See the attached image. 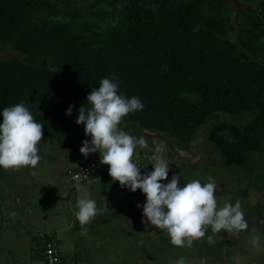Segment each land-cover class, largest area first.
<instances>
[{"label": "trees", "instance_id": "16d2710c", "mask_svg": "<svg viewBox=\"0 0 264 264\" xmlns=\"http://www.w3.org/2000/svg\"><path fill=\"white\" fill-rule=\"evenodd\" d=\"M233 9L229 0H0V49L19 53L0 57V113L23 101L44 125L41 142L56 139L113 78L144 104L129 123L170 141L208 127L219 163L249 165L250 180L252 159L264 161V29L256 12L245 8L237 23Z\"/></svg>", "mask_w": 264, "mask_h": 264}, {"label": "crops", "instance_id": "0c3cea01", "mask_svg": "<svg viewBox=\"0 0 264 264\" xmlns=\"http://www.w3.org/2000/svg\"><path fill=\"white\" fill-rule=\"evenodd\" d=\"M121 128L147 140L148 148L137 147L136 154L154 152L159 148L164 158L162 152L167 150L170 170L168 180L162 183L179 174L182 185L186 178L180 174L181 168L197 164L187 161L180 143L170 142L168 138L125 119ZM84 140H91L85 133V125H69L59 138L40 142L41 159L35 168L0 170V264H46L44 242L39 238L41 232H51L57 238L64 264H102L104 260L110 264H168L176 263L180 257L190 258L193 264H213L216 257L223 260L218 251L219 233L214 237L216 243L210 245L207 241V235H211L209 229L204 238L193 242L190 255H183V247L173 246L165 231L145 224L143 209L137 207L146 203L142 190L132 192L127 187L122 188L110 175H95L85 182H74L70 175L72 169L81 163L100 160L99 152L87 157L80 152ZM151 162H146L142 174L154 170ZM191 179L195 177H189L187 181ZM244 187L241 185L243 190ZM220 192L216 189V196ZM240 192L243 191L238 190ZM83 197L94 199L100 209L85 226L86 236L81 235V226L74 215L78 210L76 201ZM221 232L220 236H225V231ZM240 235L244 239L238 235L235 237L247 247H241V243V251L236 252L238 255L230 252L233 242L230 236V239L226 236V247L222 249L227 254L225 264H253L255 258L257 264L263 263L262 252L255 251L253 258H249V241L242 232ZM79 252L89 259H79ZM171 253L173 257L170 259Z\"/></svg>", "mask_w": 264, "mask_h": 264}, {"label": "clouds", "instance_id": "9594fccd", "mask_svg": "<svg viewBox=\"0 0 264 264\" xmlns=\"http://www.w3.org/2000/svg\"><path fill=\"white\" fill-rule=\"evenodd\" d=\"M99 84L86 98L90 107L82 104L78 110L76 123L84 124L86 135L91 137L90 141H83L80 152L85 157L99 152L100 162L109 165L113 181H119L122 188L132 192L142 190L146 203L137 207L143 209L145 224L165 231L173 246L188 248L204 238L209 229L211 235H207V241L214 245V237L221 231L239 233L248 228L240 200L234 204L227 199L222 204L218 201L214 178L210 177L207 182L191 179L181 185L179 174H174L169 182L162 183L168 180L170 166L159 148L152 157L154 170L142 174L136 149L148 148V142L125 131L121 124L130 113L142 111L144 104L138 96L120 94L119 82L113 78L105 77ZM73 107L69 106L67 115L72 114ZM0 115V168L16 171L29 166L35 168L41 159L39 144L44 125L37 122L23 101L5 107ZM76 208L74 215L81 226V235L86 236L85 226L100 209L88 197L78 198ZM250 244L257 253L264 250L258 233L252 236ZM176 264H188V261L180 257Z\"/></svg>", "mask_w": 264, "mask_h": 264}, {"label": "rangeland", "instance_id": "374dc122", "mask_svg": "<svg viewBox=\"0 0 264 264\" xmlns=\"http://www.w3.org/2000/svg\"><path fill=\"white\" fill-rule=\"evenodd\" d=\"M19 56L18 52L13 51L12 49H0V57L1 58H9ZM225 119H228V117L225 115ZM207 130L208 127H204L200 130L198 137L196 139H192V137H188L185 139L182 138H176L172 139L170 142L180 143L179 146L182 147L185 150L182 153L187 155V161L188 162H196L195 166L192 167H182L180 174L182 176H185V182H187V178L194 176L195 179H199L201 182H207L208 179L214 178L216 181V189L217 191L223 195L221 198V194H217L218 201L222 204L224 200H230L233 204L236 200H240L245 207H242L245 212V219L249 222V228H247L244 231H241L243 235H246L247 242L249 241V247H251V251L249 250V258H253L255 250L252 251V245L250 244V240L254 234H260L262 237V244H264V220H263V212H264V168H263V157L256 155L251 162L255 163V173L251 174V179L248 178V171H249V165L248 166H232V167H226L219 163L218 156L216 154V151L207 141ZM170 140V139H169ZM196 140V141H195ZM40 145V144H39ZM211 146V147H210ZM175 149L174 147L172 148ZM172 150V151H173ZM164 158L168 159L167 150H164L163 152ZM183 157L181 156V159ZM184 159V158H183ZM186 160V159H184ZM249 180V181H248ZM182 184V185H183ZM246 187L241 188V185H245ZM238 190L243 191L242 193H238ZM247 222V223H248ZM239 233H233L230 235V233L225 232V236L222 235V232L219 233L218 238L221 243H218V251L220 252L219 255H222V259L216 257L213 260V264H225L226 252L223 251L225 244L224 240H226V236H230L232 238L233 246L229 247L233 251L234 255H238L236 252L241 251V247L243 248L247 247L246 243H242V240L238 239L235 236H241ZM227 234V235H226ZM234 235V236H233ZM229 237V239H230ZM234 238V239H233ZM244 239V238H243ZM241 241V242H240ZM242 243V244H241ZM241 244V247H240ZM262 254V260L264 264V250L261 251ZM243 253V252H242ZM260 253V252H259ZM181 254L183 255H190V250L188 247H183V251H181ZM73 257V256H71ZM77 257L79 259L87 258L83 253L79 252ZM173 257V254H170V259ZM237 258V257H235ZM188 261V264H193V260L190 258H186ZM103 261V260H102ZM116 263V262H115ZM258 260L256 258L254 259L253 264H257ZM102 264H110L109 262H106L104 260ZM168 264H176L175 262H169ZM236 264V262H235ZM252 264V262L250 263Z\"/></svg>", "mask_w": 264, "mask_h": 264}, {"label": "built area", "instance_id": "2783aa9c", "mask_svg": "<svg viewBox=\"0 0 264 264\" xmlns=\"http://www.w3.org/2000/svg\"><path fill=\"white\" fill-rule=\"evenodd\" d=\"M156 154L155 151L136 154L140 169L144 167L147 161H152V157ZM70 175L74 182L82 183L95 175H109V165L102 164L100 160H92L79 164L71 170ZM39 238L44 242L46 264H50V261H55V264H64L57 238L51 232H41Z\"/></svg>", "mask_w": 264, "mask_h": 264}, {"label": "flooded vegetation", "instance_id": "af4514ba", "mask_svg": "<svg viewBox=\"0 0 264 264\" xmlns=\"http://www.w3.org/2000/svg\"><path fill=\"white\" fill-rule=\"evenodd\" d=\"M242 2V12L244 11L245 8H249L251 9L253 12H256V14L254 15L253 14H250L249 16L252 18V17H255L258 19V20H261V26L263 27L264 29V0H240ZM229 2L232 4L233 6V10H234V15L236 17V4L233 0H229ZM264 33V31H263ZM262 35V34H261ZM263 39H264V34L262 35Z\"/></svg>", "mask_w": 264, "mask_h": 264}, {"label": "water", "instance_id": "95a60500", "mask_svg": "<svg viewBox=\"0 0 264 264\" xmlns=\"http://www.w3.org/2000/svg\"><path fill=\"white\" fill-rule=\"evenodd\" d=\"M236 4V22L239 23L240 22V16L242 13V2L240 0H233Z\"/></svg>", "mask_w": 264, "mask_h": 264}]
</instances>
